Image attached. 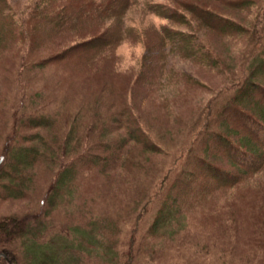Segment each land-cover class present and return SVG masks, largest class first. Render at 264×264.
<instances>
[{
	"label": "rangeland",
	"instance_id": "rangeland-1",
	"mask_svg": "<svg viewBox=\"0 0 264 264\" xmlns=\"http://www.w3.org/2000/svg\"><path fill=\"white\" fill-rule=\"evenodd\" d=\"M11 1L20 11L27 13L29 9L37 10L40 0ZM216 8L229 14L234 13L244 23L252 20L256 14V10L237 11L223 5ZM161 23L165 21L150 14H142L140 7H134L125 19L128 27H148V35L152 39L156 37L153 26H160ZM48 26L45 25V28L41 25L40 29L53 35L54 32ZM81 31L80 26L71 31H63L56 38L61 37L64 44L68 40L71 43L79 34L84 33ZM206 37L213 42L223 60L239 58V51L244 44L241 39L219 37L214 33H207ZM60 40L53 39L54 46L50 48H58ZM117 51L119 70L123 73L131 72L129 81L134 79L144 55L143 46L128 40ZM12 56L15 55L0 53V159L5 155L6 147L24 145V138H19L23 132H34L19 127L18 140L12 143L7 141L15 136L10 109L13 102L11 79L15 76L17 59L10 62ZM167 59L173 61L172 57ZM175 59L190 75L201 77L208 88H175L173 97V94H169L171 87L163 101L162 87L153 85L156 88L152 86L150 91L142 92L137 89L134 94L135 109L143 112L144 124L149 123V127L145 125L152 132L153 140L140 136L139 143H128L127 128L121 126L120 129V123L117 122L118 126L113 122V117L107 119L102 127L113 129L109 136L103 138L107 142L106 148L92 149L89 155L92 164L86 165L82 161L85 163L82 165L80 160H75L77 167L72 174L65 176L64 186L61 185L57 195L50 193L54 186L52 182L58 180L55 177L57 168L52 164L55 159L45 166L39 159L31 166L21 168L17 161L15 164L19 167V176L15 177L11 186L6 183L9 182L7 176L0 178V217L41 213V209L45 213L41 220L43 227L36 233V238L29 237L28 240L16 243L26 263H34L31 258L46 256L41 262L45 260L47 264H264V169L247 176L237 189L216 183L204 186V183H199L202 176L195 180L188 176L193 168L199 167L194 160L195 154L204 156V153L217 167L240 171L238 167L230 166L231 158L223 146L224 139L215 143L211 141L213 139L205 142L208 137L205 136L193 144L192 129H189L203 102L211 97L208 92L210 86L212 91L219 89L225 84V79L214 70ZM163 65L164 62L160 61L158 67ZM40 74V71L29 72L28 80L36 84L31 92L37 91L38 85L42 83ZM107 83L105 87L108 91L105 95L112 98L117 89ZM79 88L83 93L92 91L87 85ZM77 97V93L73 99L69 97L73 102L69 101L68 107L76 103L74 101ZM54 100V94L50 97H33L29 107L37 108V103H41V106L47 105V111L52 113L59 104ZM80 107L84 119L98 120L85 101ZM129 122L128 128L139 126L133 121ZM80 124L76 122L67 137V152L70 155L83 151L87 142L86 129H80ZM218 131H223L225 137L234 138L238 143L239 133L232 137L228 129ZM117 132L120 135L113 136ZM238 132L242 130L238 129ZM67 133L64 129L59 132L56 129L48 132L47 138L53 141V145H64ZM154 142L161 145V153L149 151ZM95 152H104V155L113 153L106 157L107 166L96 158L99 154ZM175 154L182 156L181 162H172ZM88 166L93 167L88 170ZM167 169L171 191L158 190ZM179 176L182 178L177 182ZM189 179L192 181L188 182ZM183 181H187V186ZM156 222L160 224L155 226Z\"/></svg>",
	"mask_w": 264,
	"mask_h": 264
},
{
	"label": "trees",
	"instance_id": "trees-1",
	"mask_svg": "<svg viewBox=\"0 0 264 264\" xmlns=\"http://www.w3.org/2000/svg\"><path fill=\"white\" fill-rule=\"evenodd\" d=\"M140 1L142 0H40L39 10L29 9L25 13L16 8L11 0H0V53L15 55L10 62L17 59L15 76L11 79L13 102L10 109L13 113L12 130L15 136L7 141L12 143L18 140L19 127L34 131L29 134L23 132L19 138H24V145L6 147L5 155L0 159V173H3L0 178L7 176L9 182L6 183L9 186L19 176V167L15 164L17 161L21 168L31 166L39 159L45 166L55 159L52 164L57 168L55 177L58 180L52 182L54 186L50 193L57 195L61 185L64 186L65 176L72 174L77 167L75 160L85 161L86 165L92 164L89 157L92 149L106 148L107 142L103 138L109 136L113 129L102 127L109 118L114 117L113 122L120 123V129L127 128L128 143H139L140 136L153 140L152 132L147 129L149 123L145 122L147 126L144 124L143 112L135 109L134 94L137 89L142 92L150 91L153 85L162 87L163 101L169 94L175 96V88H208L201 77L190 75L186 68L176 63L175 58L206 70H214L224 77L225 84L219 89L212 91L210 86L208 92L211 97L203 102L189 129H192L193 144L205 136H208L205 142L213 139L211 141L215 143L214 141L221 142L219 140L224 139L223 146L231 158L230 166L240 169L238 172L222 169L205 157L207 154H195L194 160L199 167L193 168L188 176L194 180L202 176L199 183H204V186L216 183L237 189L247 176L264 169V0H167L166 3ZM219 5L237 11L256 10V14L252 20L244 23L234 13L218 10L216 6ZM134 7H140L144 15L150 14L165 21L160 26H153L156 34L153 39L148 35V27L126 26L127 14ZM41 25H49L54 34L42 31ZM80 26L84 33L79 34L71 43L68 40L64 44L61 37L56 38L63 31H71ZM207 33L244 41L239 58L223 60L213 42L206 37ZM53 39L60 40L56 49L50 48L51 45L54 46ZM128 40L140 43L145 50L139 70L130 81L131 72L123 73L117 66L118 47ZM168 57H172L173 61L169 62ZM160 61L164 65L158 67ZM31 71L42 73V83L38 85L37 91L32 92L31 89L36 84L28 80ZM104 82H109L111 87L118 90L112 98L105 95L108 88ZM86 85L92 89L89 93H83L79 88ZM171 87L173 88L168 94ZM75 93L78 94L74 101L76 103H71L68 107V103L73 102L69 97L73 99ZM52 94L55 96L54 102L59 103L52 113L47 111V105L41 106V103H37V108L29 107L33 97H50ZM84 101L98 120L82 117L80 105ZM129 121L139 126L128 128ZM76 122H81L80 129H86L87 142L83 151L70 155L66 142ZM117 125H114L115 129H118ZM56 129L58 132L60 129L68 132L64 137V145H53V141L47 138L48 132ZM195 129L200 130L195 133ZM220 129H228L232 137L239 133L238 143L234 138L225 137L223 131H218ZM117 135H120L119 132L113 134ZM160 146L154 142L149 151L161 153ZM103 153L94 154H99L96 158L107 166L106 157L113 153ZM177 156L174 155L172 162H181L182 156ZM85 163L82 162V165ZM93 166H88V170ZM169 178L167 169L157 189L171 191ZM181 178L179 176L177 182ZM191 181L192 179L188 180ZM183 183L187 186V181ZM164 184L169 188H165ZM39 211L41 213L0 217V264H47L45 260L41 262L46 256L31 258L34 263H26L19 245H16L18 241L23 242L29 237L36 238V233L41 231V220L45 213L42 209ZM158 224L160 223L156 222L154 225ZM38 245L41 246L40 243Z\"/></svg>",
	"mask_w": 264,
	"mask_h": 264
}]
</instances>
